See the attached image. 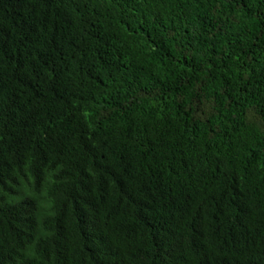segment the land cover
I'll return each mask as SVG.
<instances>
[{
    "label": "trees",
    "instance_id": "trees-1",
    "mask_svg": "<svg viewBox=\"0 0 264 264\" xmlns=\"http://www.w3.org/2000/svg\"><path fill=\"white\" fill-rule=\"evenodd\" d=\"M0 264H264V0H0Z\"/></svg>",
    "mask_w": 264,
    "mask_h": 264
}]
</instances>
